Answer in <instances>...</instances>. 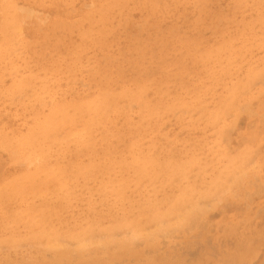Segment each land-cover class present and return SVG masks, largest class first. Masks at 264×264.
I'll return each instance as SVG.
<instances>
[{"label": "rangeland", "instance_id": "1", "mask_svg": "<svg viewBox=\"0 0 264 264\" xmlns=\"http://www.w3.org/2000/svg\"><path fill=\"white\" fill-rule=\"evenodd\" d=\"M0 68V264H264V0H0Z\"/></svg>", "mask_w": 264, "mask_h": 264}, {"label": "bare ground", "instance_id": "2", "mask_svg": "<svg viewBox=\"0 0 264 264\" xmlns=\"http://www.w3.org/2000/svg\"><path fill=\"white\" fill-rule=\"evenodd\" d=\"M195 4V3H194ZM13 8V7H12ZM5 11V10H4ZM197 12V11H196ZM13 13V12H12ZM17 14V13H16ZM8 18V17H7ZM28 19V18H27ZM124 23H125V21H124ZM15 27H17V26H15ZM13 34V33H12ZM15 35V34H14ZM19 35H20V33H19ZM16 36V35H15ZM3 37V36H2ZM7 43V42H6ZM20 47V46H19ZM4 61V60H3ZM7 62V61H6ZM90 64V63H89ZM3 66V65H2ZM77 66V65H76ZM6 67V66H5ZM1 69V68H0ZM62 70V69H61ZM2 72V71H1ZM7 73V72H6ZM33 80V79H32ZM71 81V80H70ZM150 86V85H149ZM42 89V88H41ZM31 91V90H30ZM26 92V91H25ZM29 92V91H28ZM21 94V93H20ZM5 96V95H4ZM13 96V95H12ZM35 97V96H34ZM55 97V96H54ZM59 99V98H58ZM34 101V100H33ZM50 103H51V101H50ZM24 105V104H23ZM29 105V104H28ZM32 105V104H31ZM92 108V107H91ZM107 110V109H106ZM116 110V109H115ZM155 110V109H154ZM145 111V110H144ZM32 113V112H31ZM138 116V115H137ZM55 118V117H54ZM109 118V117H108ZM75 119V118H74ZM68 121V120H67ZM99 121V120H98ZM151 121V120H150ZM109 123V122H108ZM97 125V124H96ZM24 126V125H23ZM80 127V126H79ZM36 128V127H35ZM88 128V127H87ZM14 129V128H13ZM74 129V128H73ZM89 129V128H88ZM103 131V130H102ZM27 133V132H26ZM52 133V132H51ZM57 133V132H56ZM55 133V134H56ZM77 133V132H76ZM54 134V133H53ZM57 135H58V133H57ZM38 138V137H37ZM75 138V137H74ZM41 140V139H40ZM3 141V140H2ZM40 144V143H39ZM65 146V145H64ZM19 147V146H18ZM17 149V148H16ZM144 149V148H143ZM58 151V150H57ZM18 152V151H17ZM49 153V152H48ZM15 154V153H14ZM19 154H20V152H19ZM137 154V153H136ZM18 155V154H17ZM21 155V154H20ZM257 155V154H256ZM27 156V155H26ZM47 157V156H46ZM94 157V156H93ZM130 157V156H129ZM92 158V157H91ZM162 158V157H161ZM37 159V158H36ZM131 160V159H130ZM193 160V159H192ZM199 160V159H198ZM66 161V160H65ZM42 162H44V160L42 161ZM144 162V161H143ZM29 163V162H28ZM32 163V162H31ZM39 164V163H38ZM140 164V163H139ZM162 164V163H161ZM168 164V163H167ZM187 165V164H186ZM194 167V166H193ZM118 168V167H117ZM130 168V167H129ZM147 168V167H146ZM127 171V170H126ZM143 175V174H142ZM132 176V175H131ZM146 176V175H145ZM39 178V177H38ZM148 178V177H147ZM153 178V177H152ZM40 179V178H39ZM111 179V178H110ZM165 179V178H164ZM148 180V179H147ZM124 184V183H123ZM122 185V184H121ZM135 185V184H134ZM89 186V185H88ZM125 186V185H124ZM57 190V189H56ZM66 191V190H65ZM98 191V190H97ZM136 191V190H135ZM253 195V194H252ZM151 196V195H150ZM52 200V199H51ZM124 200V199H123ZM59 201V200H58ZM139 202V201H138ZM136 203V202H135ZM136 208V207H135ZM109 210V209H108ZM193 215H195V214H193ZM188 218V217H187ZM194 218V217H193ZM187 221V220H186ZM182 228V227H181ZM184 229V228H183ZM176 230V229H175ZM137 232V231H136ZM143 233V232H142ZM126 234V233H125ZM139 235V234H138ZM142 235V234H141ZM61 238V237H60ZM141 238V237H140ZM135 240V239H134ZM82 241V240H81ZM132 241V240H131ZM107 243V242H106ZM100 244V243H99ZM86 245V244H85ZM49 246H51V245H49ZM74 247V246H73ZM80 246H78V248H79ZM69 248V247H68ZM82 249V248H81ZM88 255V254H87ZM79 258V257H78ZM64 260V259H63Z\"/></svg>", "mask_w": 264, "mask_h": 264}]
</instances>
